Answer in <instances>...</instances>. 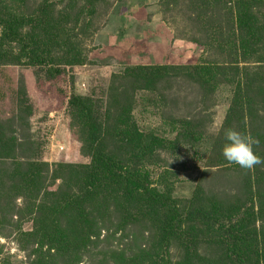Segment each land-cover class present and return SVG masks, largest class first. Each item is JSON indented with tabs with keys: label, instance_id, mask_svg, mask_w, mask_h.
Instances as JSON below:
<instances>
[{
	"label": "rangeland",
	"instance_id": "374dc122",
	"mask_svg": "<svg viewBox=\"0 0 264 264\" xmlns=\"http://www.w3.org/2000/svg\"><path fill=\"white\" fill-rule=\"evenodd\" d=\"M187 4L190 3L182 0H0L1 15L24 20L27 26L22 34L28 41H36L41 49L47 46L55 66L63 71L61 77L52 80L46 68L28 65L25 60L16 62L14 45L0 40V131H4L3 141L11 136L0 146V153L14 140L24 142L19 154L7 160L0 156V185L8 181L12 187L11 174L20 161L46 166L45 185L24 183L1 195L0 264H72L77 260L79 264H146V251L157 246L153 228L156 223L148 220L134 225L123 200L117 197L104 205L100 214L105 215L97 214L95 220L96 232L77 214L73 218L67 211L72 209L68 208L67 198L84 189V178L74 169L91 164L85 151V124L72 112L69 100L72 93L87 99L101 118L110 108V88L115 77L127 69L201 64L208 53L186 38L192 30ZM83 9L87 10L86 16L79 14ZM93 12L96 14H88ZM38 20H56L63 33L45 36ZM73 59L82 63L71 64ZM191 90L188 84L178 81L169 99L163 88L158 92H139L129 114L142 133L152 130L167 139L174 138L169 133L168 118L183 113L189 103H194L197 112L205 116L204 137L189 146L168 149L158 165L148 170L152 186L187 209L195 202L205 203L210 193L229 194L234 180L242 178L236 171L222 167L206 171L209 152L230 107L231 89L223 85L210 96L198 88ZM174 98L178 102L173 104ZM36 208L47 214L50 223L55 216L61 219L65 212L66 227L69 220L79 232L84 228L91 235L88 241L74 235L73 248H83L77 252L79 256L76 251L61 255L46 246L44 255L32 254L33 249L40 248L39 238L23 239L20 235L41 231V224L34 223ZM209 242V236L201 241L205 250ZM179 247L180 244L171 250L174 261L184 259Z\"/></svg>",
	"mask_w": 264,
	"mask_h": 264
},
{
	"label": "trees",
	"instance_id": "16d2710c",
	"mask_svg": "<svg viewBox=\"0 0 264 264\" xmlns=\"http://www.w3.org/2000/svg\"><path fill=\"white\" fill-rule=\"evenodd\" d=\"M182 1L190 3L187 6L192 30L186 35L187 40L204 47L208 53L201 64L127 69L115 77L110 88V108L101 118L87 99L72 93L69 106L85 124L88 136L85 151L91 164L74 169L84 178V189L79 195L67 198L68 208L72 207L67 211L73 218L77 214L96 232L98 222L95 220L97 214L105 215L100 214L104 205L117 197L123 200L134 225L148 220L156 223L153 228L156 229L157 246L146 251L143 261L146 264H264V0ZM86 11L80 10L79 14L86 16ZM38 24L45 36L61 32L56 20H38ZM26 26L24 20L11 15L3 17L0 12V40L5 45H14L15 61L25 60L28 65L46 68L52 80L61 77L63 71L55 66L48 47L41 49L36 41H28L22 34ZM70 63L81 64L82 61L73 59ZM178 81L188 84L191 91L198 88L209 96L215 95L223 85L231 89L230 107L209 152L206 171L222 167L242 175L234 180L229 194L210 193L205 203L195 202L188 209L154 188L148 170L158 165L162 153L168 149L189 146L204 137L205 116L197 112L194 103H189L183 113L168 118L173 139L152 130L142 133L129 116L137 93L158 92L163 88L164 92L168 91L166 98L169 99ZM183 93L186 94L185 88ZM177 102L174 98L173 104ZM226 129L252 137L256 141L252 150L261 163L251 169H242L227 162L221 154ZM3 132L0 131V146L11 137L3 141ZM23 145L24 142L20 144L19 140H14L0 153L1 160L19 154ZM23 162L16 163L15 173L11 174L12 187L19 189L24 183L45 185L46 166ZM12 187L8 181L0 185V198ZM36 209L32 216L34 223L41 224V231L20 235L23 239L39 238L37 246L40 248L33 249L32 254L44 255L43 247L46 246L49 251L56 250L61 255L76 251L79 256L77 252L83 248H73L74 235L81 241H88L91 235L84 228L79 232L69 220L66 227L65 212L61 213L62 220L55 216L50 223L47 214ZM133 209L135 213L131 212ZM207 236L210 242L205 250L201 241ZM179 244L184 259L174 261L171 250ZM30 249L31 245L26 252ZM72 264H79V260Z\"/></svg>",
	"mask_w": 264,
	"mask_h": 264
},
{
	"label": "clouds",
	"instance_id": "9594fccd",
	"mask_svg": "<svg viewBox=\"0 0 264 264\" xmlns=\"http://www.w3.org/2000/svg\"><path fill=\"white\" fill-rule=\"evenodd\" d=\"M224 140L221 154L227 162L242 169H251L254 165L261 163L260 158L252 150V145L256 143L252 137L242 135L233 129H226Z\"/></svg>",
	"mask_w": 264,
	"mask_h": 264
}]
</instances>
